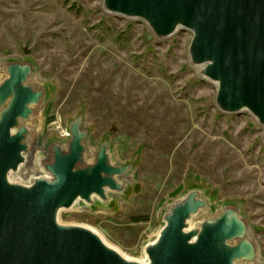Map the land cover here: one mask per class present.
Masks as SVG:
<instances>
[{
  "label": "rangeland",
  "instance_id": "374dc122",
  "mask_svg": "<svg viewBox=\"0 0 264 264\" xmlns=\"http://www.w3.org/2000/svg\"><path fill=\"white\" fill-rule=\"evenodd\" d=\"M102 1L0 0V62H31L45 87L37 149L63 140L82 114L89 144L107 140L132 167L125 195L109 206L63 209L59 222L93 228L143 262L167 202L198 189L206 214L238 209L264 264L262 125L249 112L217 109L214 84L189 61L190 30L148 41L143 20L107 13Z\"/></svg>",
  "mask_w": 264,
  "mask_h": 264
},
{
  "label": "water",
  "instance_id": "95a60500",
  "mask_svg": "<svg viewBox=\"0 0 264 264\" xmlns=\"http://www.w3.org/2000/svg\"><path fill=\"white\" fill-rule=\"evenodd\" d=\"M110 14L143 20L145 38L179 29L192 37L190 63L216 87L215 104L249 112L264 128V0H103ZM31 62H0V264H261L246 220L226 205L206 214L208 198L190 189L167 202L146 262L127 259L82 225L58 220L63 209H89L121 198L131 173L109 142L89 144L84 117L63 140L37 149L35 127L45 101ZM264 141V134H263ZM19 172L15 179L9 174ZM196 216L197 224L188 220Z\"/></svg>",
  "mask_w": 264,
  "mask_h": 264
},
{
  "label": "bare ground",
  "instance_id": "6f19581e",
  "mask_svg": "<svg viewBox=\"0 0 264 264\" xmlns=\"http://www.w3.org/2000/svg\"><path fill=\"white\" fill-rule=\"evenodd\" d=\"M215 89H216V87H215ZM264 129V128H263ZM63 133H64V131H63ZM17 174H19V172H13V173H10L9 174V178L10 179H12L13 177V179H15L18 175ZM124 181H125V183L128 185V187L130 186V185H132V183L134 182V175H133V173H130L129 175H127L126 177H124V179H123ZM123 195H125V193H123ZM196 219H198L195 215L194 216H192L189 220H188V223H189V227H194V226H196V224H197V221H196ZM86 227H88V226H86ZM89 229H91L92 231H94V232H96L93 228H90V227H88ZM100 237H101V239L106 243V245H108L109 247H111V248H113V249H115L116 251H118L123 257H125V258H127V259H130V258H128V257H126V256H124L117 248H115L114 246H112L111 244H109L98 232H96ZM157 237V236H156ZM144 262H146V261H144Z\"/></svg>",
  "mask_w": 264,
  "mask_h": 264
},
{
  "label": "built area",
  "instance_id": "2783aa9c",
  "mask_svg": "<svg viewBox=\"0 0 264 264\" xmlns=\"http://www.w3.org/2000/svg\"><path fill=\"white\" fill-rule=\"evenodd\" d=\"M65 134L67 135V132H65Z\"/></svg>",
  "mask_w": 264,
  "mask_h": 264
}]
</instances>
